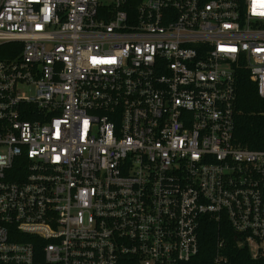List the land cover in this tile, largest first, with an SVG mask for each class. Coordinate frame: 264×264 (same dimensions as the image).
<instances>
[{
	"label": "built area",
	"instance_id": "2783aa9c",
	"mask_svg": "<svg viewBox=\"0 0 264 264\" xmlns=\"http://www.w3.org/2000/svg\"><path fill=\"white\" fill-rule=\"evenodd\" d=\"M243 71L264 0H0V264H181L206 222L263 256Z\"/></svg>",
	"mask_w": 264,
	"mask_h": 264
},
{
	"label": "trees",
	"instance_id": "16d2710c",
	"mask_svg": "<svg viewBox=\"0 0 264 264\" xmlns=\"http://www.w3.org/2000/svg\"><path fill=\"white\" fill-rule=\"evenodd\" d=\"M20 44L11 43L9 46ZM235 140L243 147L264 148V99L257 91L246 71L237 82L235 103ZM225 239L222 255L225 260L217 261V237ZM181 264H264V255L253 258L247 248L239 247L235 234L227 224L206 222L202 226L200 250L196 256Z\"/></svg>",
	"mask_w": 264,
	"mask_h": 264
}]
</instances>
